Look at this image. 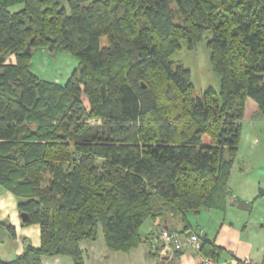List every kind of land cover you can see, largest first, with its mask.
I'll return each instance as SVG.
<instances>
[{"label": "trees", "instance_id": "16d2710c", "mask_svg": "<svg viewBox=\"0 0 264 264\" xmlns=\"http://www.w3.org/2000/svg\"><path fill=\"white\" fill-rule=\"evenodd\" d=\"M207 32L221 87L197 96L170 58ZM40 49L78 60L64 84ZM249 99L264 117V0H0V186L41 232L0 264H85L100 230L128 253L147 220L225 211Z\"/></svg>", "mask_w": 264, "mask_h": 264}, {"label": "crops", "instance_id": "0c3cea01", "mask_svg": "<svg viewBox=\"0 0 264 264\" xmlns=\"http://www.w3.org/2000/svg\"><path fill=\"white\" fill-rule=\"evenodd\" d=\"M44 54L51 57L48 49L42 51V55ZM46 56L44 57V63L50 60L49 58L46 59ZM6 62L14 64L15 58L10 56V59L8 58ZM46 70L43 72L46 73ZM32 71L39 78L42 77L36 72L33 61ZM49 78H43L42 80H50ZM54 81L57 82L56 79ZM249 113L254 116L261 114L258 104L251 99L247 102L244 120L242 121V142L239 146L237 160L240 163L238 167L240 170L235 175L231 173L229 180L231 196L228 199L225 211L202 210L192 213V216L187 214L185 217L167 216L155 221L147 220V231L142 233V226L140 232L144 238H148V243L141 244L128 253L109 251L104 241L103 243H97V240L94 242L88 241L90 245L85 249L82 247L85 250V264L92 260L91 256H93L92 261L96 263L97 260L99 264H200L196 252L192 249L177 254L168 251L163 255L161 247H152L151 237L159 234L162 229L202 233V245L206 243V248L214 253L213 258L217 264H245L246 259L250 261V264H264V207L260 206L262 207L260 212L254 213L255 203L260 195L256 189L259 186L264 188V164L260 166L263 176L252 180V183L256 182L255 187H253L247 175L249 166L258 165L261 160H264V138L262 140L259 133H263V130L256 131L257 122L253 119H251L249 127L245 126L247 114ZM262 121L264 127V120L260 119L261 123ZM242 151L243 156L240 158ZM236 163L234 166H236ZM247 183L251 184V188L247 187ZM239 201L249 203L251 209L249 211L239 209L237 207ZM0 223L4 224L0 225V260H15L24 252L28 244L35 248L40 247V227L38 225H22L21 215L18 211V200L2 186H0ZM6 226H10L12 231ZM53 258L55 263L63 261L61 256ZM50 260L52 258L45 257L43 263L51 264ZM63 263L69 264V261H63Z\"/></svg>", "mask_w": 264, "mask_h": 264}, {"label": "rangeland", "instance_id": "374dc122", "mask_svg": "<svg viewBox=\"0 0 264 264\" xmlns=\"http://www.w3.org/2000/svg\"><path fill=\"white\" fill-rule=\"evenodd\" d=\"M210 39H211V34L209 32L205 33L203 39L200 42L196 43L193 49H189L187 42L183 41L181 43L182 45L181 49L177 50L170 58V60L174 62L176 66L183 65L185 68L190 70L191 81L194 85L195 94L197 96L201 95L204 91H206L209 88H212L217 93H219L220 87H221L219 76L216 73H214L212 70V65L210 61V52L207 47V43ZM42 51H44V49H40L36 51L32 59L33 63H35L36 72L45 79L50 77L49 78L50 80L48 81H54L56 79L57 83H64L67 77L71 75L73 71L76 69L78 65V60L72 55L65 53V52L57 53L56 55L50 54L51 57H48L45 54L42 55ZM45 56H46V59L48 58L50 59L46 63H44ZM6 64L8 63L6 62ZM44 70H46L47 72L44 73L43 72ZM249 110H250V107H249ZM251 119L257 122L256 128H255L256 131L257 132L262 131L263 121L261 123L260 119L264 120L263 115L259 114V116L258 115L254 116V115H250V113L247 114V119L245 121L246 127L250 126ZM259 133L261 134V137L263 140L264 138L263 133L262 132H259ZM209 141H210L209 138H205V142H209ZM241 142H242V138H241ZM240 154H241L240 158H242L243 151ZM238 155H239V152H238ZM239 164H240L239 161H237L236 166L233 167L232 172H231L233 173V175L237 174L238 171L240 170L238 168ZM263 164H264V160H261L258 163V165H251L247 168V175L250 178L249 181H251V183H252V180L258 179L259 177L263 176L262 170L260 169V166H262ZM255 183L256 182L252 183L253 187L256 186ZM247 187L251 188V184L249 185V183H247ZM260 188L264 190L262 186H259L256 189L257 192H259L258 194L260 195L258 197V201L255 203L254 213L260 212L261 210L260 208L264 207V195L260 193ZM191 216H192V213H191ZM147 225H148V221L143 225L141 229L142 233H145L147 231ZM7 233L9 234L8 231ZM98 238L99 239H97V243H103L104 235L101 230H100V234ZM81 245L85 249L86 247L90 245V242L88 241L83 242ZM62 257H63L62 258L63 261H69V264H74L70 257H67V256H62ZM49 258L50 259L52 258V260H50L51 264H66V263H63L62 260L61 262L55 263V260L53 257H49ZM91 259L93 260V256H91ZM92 260L89 261L88 264H94L95 262H93ZM95 264H99V261L96 260Z\"/></svg>", "mask_w": 264, "mask_h": 264}, {"label": "built area", "instance_id": "2783aa9c", "mask_svg": "<svg viewBox=\"0 0 264 264\" xmlns=\"http://www.w3.org/2000/svg\"><path fill=\"white\" fill-rule=\"evenodd\" d=\"M202 242L203 235L200 232H179L170 229H162L159 234L150 239L152 247L162 248L163 255L168 251L177 254L192 249L196 252L200 264H217L212 256L202 253ZM245 264H250V261L246 259Z\"/></svg>", "mask_w": 264, "mask_h": 264}, {"label": "water", "instance_id": "95a60500", "mask_svg": "<svg viewBox=\"0 0 264 264\" xmlns=\"http://www.w3.org/2000/svg\"><path fill=\"white\" fill-rule=\"evenodd\" d=\"M260 193L261 194H264V190L260 189ZM237 207L241 210H245V211H249L251 209V205L249 203H246L245 201H239V204L237 205ZM200 212V211H198ZM26 215L25 214H22L21 215V219L22 221H26Z\"/></svg>", "mask_w": 264, "mask_h": 264}]
</instances>
